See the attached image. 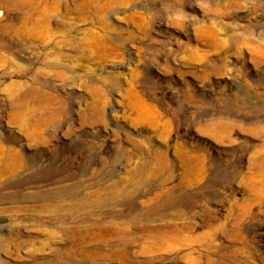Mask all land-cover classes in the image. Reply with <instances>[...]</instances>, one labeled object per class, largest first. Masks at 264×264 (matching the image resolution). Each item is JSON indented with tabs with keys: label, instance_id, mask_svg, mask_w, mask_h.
Returning <instances> with one entry per match:
<instances>
[{
	"label": "rangeland",
	"instance_id": "obj_1",
	"mask_svg": "<svg viewBox=\"0 0 264 264\" xmlns=\"http://www.w3.org/2000/svg\"><path fill=\"white\" fill-rule=\"evenodd\" d=\"M0 4V264H264V0Z\"/></svg>",
	"mask_w": 264,
	"mask_h": 264
},
{
	"label": "bare ground",
	"instance_id": "obj_2",
	"mask_svg": "<svg viewBox=\"0 0 264 264\" xmlns=\"http://www.w3.org/2000/svg\"><path fill=\"white\" fill-rule=\"evenodd\" d=\"M1 8L3 7V4H0ZM3 9V8H2ZM0 18H1V15H0ZM102 192V191H101Z\"/></svg>",
	"mask_w": 264,
	"mask_h": 264
}]
</instances>
